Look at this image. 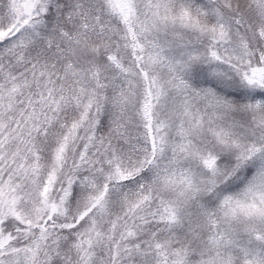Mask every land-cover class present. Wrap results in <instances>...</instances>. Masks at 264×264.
<instances>
[{
    "label": "snow or ice",
    "instance_id": "6c2138e0",
    "mask_svg": "<svg viewBox=\"0 0 264 264\" xmlns=\"http://www.w3.org/2000/svg\"><path fill=\"white\" fill-rule=\"evenodd\" d=\"M0 264H264V0H0Z\"/></svg>",
    "mask_w": 264,
    "mask_h": 264
}]
</instances>
